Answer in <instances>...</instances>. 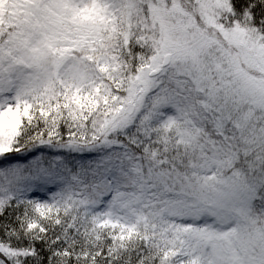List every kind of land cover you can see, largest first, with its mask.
<instances>
[{
    "label": "rangeland",
    "instance_id": "obj_1",
    "mask_svg": "<svg viewBox=\"0 0 264 264\" xmlns=\"http://www.w3.org/2000/svg\"><path fill=\"white\" fill-rule=\"evenodd\" d=\"M102 2L0 0V29L8 34L0 42V213L13 198H21L49 217L58 216L59 198L84 203L91 194L88 180L78 169L90 164L91 173L102 164L97 184L106 183L104 178L111 183L112 171L117 195L99 227L121 223L127 209L144 213L154 208L150 201L157 202L158 215L154 216L173 218L176 235L200 249L179 264H241L246 254L250 264L257 263L252 260L254 254H261L263 260L261 232L248 234V251L243 252L244 229L233 227V221L247 218L252 193L244 188L239 170L222 174L232 164L226 156L234 151L227 135L232 121L242 131L243 143L248 136L259 144L264 140V129L247 123L248 114L254 113L250 109L264 115V37L255 28L217 29L215 15L225 12L229 16L232 11L227 0H143L152 11L158 7L160 16L165 9L159 21L160 49L129 83L122 118L116 123L119 130L135 128L145 137L167 139L172 148L192 156L194 164L201 163L203 174L174 170L175 175L163 172L158 176L151 169L144 171L139 163L115 162V156L106 151L111 144L106 142L86 149L57 145L12 152L18 129L29 114L25 97L36 82L33 71L47 58L51 60L49 54L58 56L51 60L58 67L62 59H69V53L89 45L99 16L87 13L97 6L103 8ZM137 3L127 0L130 16ZM164 20L167 25H162ZM69 63L62 61L64 66ZM212 126L218 141L203 132ZM249 145L254 144L249 141ZM223 150L226 153L219 154ZM97 152H103L99 159ZM73 158L80 164H66ZM159 184L161 192L156 190ZM34 193L46 200L36 202ZM109 194V188L102 190L93 200L98 204ZM0 252L6 254L1 247Z\"/></svg>",
    "mask_w": 264,
    "mask_h": 264
},
{
    "label": "trees",
    "instance_id": "obj_2",
    "mask_svg": "<svg viewBox=\"0 0 264 264\" xmlns=\"http://www.w3.org/2000/svg\"><path fill=\"white\" fill-rule=\"evenodd\" d=\"M227 1L232 11L229 16L225 12L215 15L213 22L217 29L255 28L264 37V0ZM102 3L103 8L97 6L87 13L99 16L94 24V41L82 51L69 53V59H62L58 67L51 61L58 56L49 54L51 60L47 58L33 71L36 82L25 97L29 114L18 129L12 152L16 154L57 145L86 149L106 142L111 144L106 151L115 156V162L139 163L144 171L151 169L158 176L163 172L172 176L176 170L183 174H203V168H199L201 163L194 164L192 156L172 148L167 139L145 137L135 128L119 130L116 125L122 118L121 109L129 83L153 58L154 51L160 49L162 27L159 21L165 9L160 16L158 7L152 11L148 3L139 0L130 16L127 0H104ZM167 22L164 20L162 25ZM169 32L172 35L171 30ZM7 35L2 27L0 42ZM63 60L70 63L64 66ZM250 111L254 113L248 114V125L264 129V115L258 116L257 109ZM236 124L232 121L227 134L234 151L226 153L223 150L219 154L226 153L229 156L227 161L232 163L222 175L239 170L244 188L252 193L248 198L250 210L247 218L243 222L233 221V227L244 229L242 250L245 252L248 251V234L260 231L264 242V140L259 144L248 136V141L243 143L239 138L242 131ZM206 130H203L206 138L220 139L213 126ZM249 141L254 145H249ZM103 152H97L96 157L99 159ZM67 161L69 165L80 164L75 158ZM89 165L78 169L80 176L88 180L89 198L84 203L63 202L59 198L57 205L61 212L58 216L49 217L21 198H13L5 206L0 213V247L6 250V254L0 252V261L5 264H179L200 251L198 246L184 242L176 235L173 218L168 221L165 215L163 218L154 216L158 215L157 202L150 201L154 208L150 207L144 213L127 209L126 219L121 223L99 227L117 193L111 179L112 171V185L105 178L106 183L100 185L97 182L102 176L98 170L104 165L91 173ZM92 186L99 190L92 189ZM108 188L110 194L106 199L98 204L94 202L93 199ZM162 189L163 185L159 184L156 190L161 192ZM34 194L36 202L46 200L44 195ZM169 199L168 203H171L172 198ZM212 246L215 245L209 244L208 247ZM260 248L259 244L256 247L258 252ZM260 256L254 254L252 260L264 264V258L261 260ZM241 264H250L248 254Z\"/></svg>",
    "mask_w": 264,
    "mask_h": 264
}]
</instances>
